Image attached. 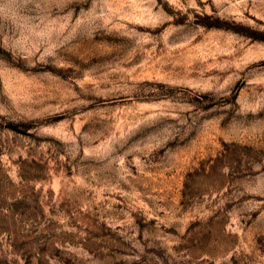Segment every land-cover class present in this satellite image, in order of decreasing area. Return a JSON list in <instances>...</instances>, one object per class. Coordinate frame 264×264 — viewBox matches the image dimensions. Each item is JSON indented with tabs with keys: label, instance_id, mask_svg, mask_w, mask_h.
<instances>
[{
	"label": "rangeland",
	"instance_id": "obj_1",
	"mask_svg": "<svg viewBox=\"0 0 264 264\" xmlns=\"http://www.w3.org/2000/svg\"><path fill=\"white\" fill-rule=\"evenodd\" d=\"M0 264H264V0H0Z\"/></svg>",
	"mask_w": 264,
	"mask_h": 264
}]
</instances>
